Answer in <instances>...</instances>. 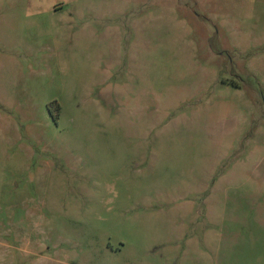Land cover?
Segmentation results:
<instances>
[{"label":"rangeland","instance_id":"rangeland-1","mask_svg":"<svg viewBox=\"0 0 264 264\" xmlns=\"http://www.w3.org/2000/svg\"><path fill=\"white\" fill-rule=\"evenodd\" d=\"M0 264H264V0H0Z\"/></svg>","mask_w":264,"mask_h":264}]
</instances>
